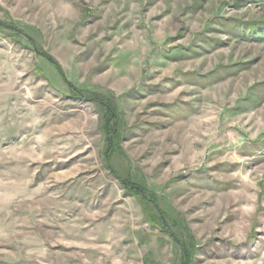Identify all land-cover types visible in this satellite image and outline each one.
I'll use <instances>...</instances> for the list:
<instances>
[{"label": "rangeland", "instance_id": "1", "mask_svg": "<svg viewBox=\"0 0 264 264\" xmlns=\"http://www.w3.org/2000/svg\"><path fill=\"white\" fill-rule=\"evenodd\" d=\"M0 264H264V0H0Z\"/></svg>", "mask_w": 264, "mask_h": 264}, {"label": "trees", "instance_id": "2", "mask_svg": "<svg viewBox=\"0 0 264 264\" xmlns=\"http://www.w3.org/2000/svg\"><path fill=\"white\" fill-rule=\"evenodd\" d=\"M41 55H43L44 57L48 58L50 61H52V63L54 64L56 70L59 72V74L61 75V77L63 78V73L61 68L57 65V63L53 60L52 57H50V55L46 52H44L43 50H40ZM69 88H73V85L70 83H67ZM81 95V93H78ZM88 99H94L96 101H98L101 106L103 107L104 111H105V115H106V121L103 125V131L106 134V149L104 152V155L107 159V161L109 162L111 160L112 155H114V153L116 152V146H118L117 144L119 143L120 140V131L119 128L117 127V118H116V113H115V109L114 106L112 105V103L109 101V99L105 98V97H100L99 95H87ZM115 173V171H114ZM117 174V173H115ZM119 177V174L117 175ZM127 182L128 184L126 185V188L131 191L134 194H137L141 197L142 201L146 204L151 206V208H155V205L152 203L153 201V192L147 190L146 188L143 187V185L139 184L138 182H136L135 180L133 182H130L129 179L127 178ZM147 217H149V220L151 222H156V220L160 219L159 216H156L155 214H153L152 212H150V210H148V212L146 213ZM159 214L161 215L162 218L165 217V215L163 214L162 211L159 212ZM162 224V223H161ZM163 225V224H162Z\"/></svg>", "mask_w": 264, "mask_h": 264}]
</instances>
